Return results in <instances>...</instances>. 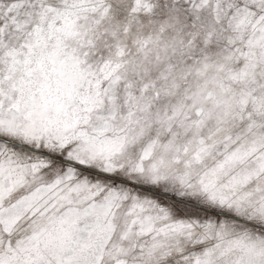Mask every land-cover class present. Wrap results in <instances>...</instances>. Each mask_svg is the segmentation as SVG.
I'll list each match as a JSON object with an SVG mask.
<instances>
[{
  "label": "snow or ice",
  "instance_id": "snow-or-ice-1",
  "mask_svg": "<svg viewBox=\"0 0 264 264\" xmlns=\"http://www.w3.org/2000/svg\"><path fill=\"white\" fill-rule=\"evenodd\" d=\"M0 264H264V0H0Z\"/></svg>",
  "mask_w": 264,
  "mask_h": 264
}]
</instances>
